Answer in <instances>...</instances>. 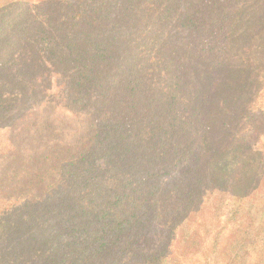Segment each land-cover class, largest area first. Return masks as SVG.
I'll list each match as a JSON object with an SVG mask.
<instances>
[{"label":"trees","instance_id":"16d2710c","mask_svg":"<svg viewBox=\"0 0 264 264\" xmlns=\"http://www.w3.org/2000/svg\"><path fill=\"white\" fill-rule=\"evenodd\" d=\"M248 41L264 50V0H0L12 252L33 242L51 264H264V104L253 107L264 80L221 108L218 128L254 152L223 184L204 114L214 71Z\"/></svg>","mask_w":264,"mask_h":264},{"label":"rangeland","instance_id":"374dc122","mask_svg":"<svg viewBox=\"0 0 264 264\" xmlns=\"http://www.w3.org/2000/svg\"><path fill=\"white\" fill-rule=\"evenodd\" d=\"M255 33L250 38L254 37ZM239 51L232 60L233 68L230 71H214L215 76L210 88L207 90L204 107L206 124L210 128L209 136L213 152L221 156V162L219 163L222 173L219 176L221 184L225 182V175L236 163L240 161L248 162L249 157L254 153L252 150L239 147V143L233 137L218 128V124L222 119L221 108L232 106L242 92L253 95L264 80V55L261 54L264 50L259 47L258 42L248 41L243 44ZM257 60L262 61L263 64L257 65ZM250 74H254V76H250ZM262 103L264 104V95L261 94L260 97L255 98L253 107ZM253 175L251 169L246 171L247 184L250 183ZM14 232L15 227L10 224L9 226L3 225L0 227V264H51L47 261L50 254L48 252L44 254L38 243L24 242L18 253H13L10 238H15L12 235Z\"/></svg>","mask_w":264,"mask_h":264}]
</instances>
